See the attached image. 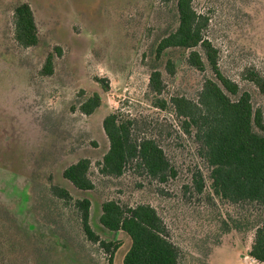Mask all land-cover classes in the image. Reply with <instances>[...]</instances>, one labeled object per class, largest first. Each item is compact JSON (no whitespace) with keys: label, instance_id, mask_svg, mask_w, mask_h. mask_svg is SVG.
I'll list each match as a JSON object with an SVG mask.
<instances>
[{"label":"rangeland","instance_id":"rangeland-1","mask_svg":"<svg viewBox=\"0 0 264 264\" xmlns=\"http://www.w3.org/2000/svg\"><path fill=\"white\" fill-rule=\"evenodd\" d=\"M23 1L38 30L37 43L29 47L13 34V9ZM191 1L207 19L203 34L218 50L220 71L249 92L264 120V90L246 75L253 70L264 79V0ZM176 25L175 0H0V264H108L109 252L84 236L76 210L50 193L52 184L90 200L92 230L118 243L112 264H122L130 240L99 222L100 205L110 198L155 205L180 246L178 264H264L248 255L251 231L223 233L214 209L179 200L183 194L175 180L160 184V192L157 182L132 172L98 171L97 161L108 148L102 119L110 112L143 116L152 130L160 129L158 140L177 164L198 161L190 142L178 138L170 109L151 105L148 88L150 72L159 69L161 96L192 98L210 75L207 65L198 71L187 64L188 49L170 48L156 58L157 42ZM48 54L53 69L45 75L41 68ZM167 58L175 64L173 75L165 70ZM96 78H104L106 90ZM94 92L100 106L82 113L80 102ZM80 158L90 161L91 189L78 190L62 177Z\"/></svg>","mask_w":264,"mask_h":264},{"label":"trees","instance_id":"trees-1","mask_svg":"<svg viewBox=\"0 0 264 264\" xmlns=\"http://www.w3.org/2000/svg\"><path fill=\"white\" fill-rule=\"evenodd\" d=\"M170 2L172 0H160ZM177 25L156 44L155 55L160 58L170 48L188 49L186 62L194 69L209 67L210 75L201 80L194 97L171 94L161 96L164 88L162 74L153 69L148 78L151 105L159 110L170 109L178 121V138L192 145L198 159L192 166L170 160L158 140L160 129L152 130L145 118L122 117L116 112L106 114L102 129L108 148L97 161L98 171L104 175L120 176L132 172L148 182H178L184 204L214 209L221 231H251L248 255L264 263V120L260 107L251 102L248 91L226 77L217 63V48L204 36L207 19L196 12L191 0H175ZM13 34L16 42L29 47L38 41L34 14L25 1L13 9ZM53 58L46 56L41 68L51 74ZM169 75L175 73L172 59L165 61ZM248 79L264 90V79L258 72L247 70ZM106 90L104 78H96ZM101 104L97 92L79 104L84 114H90ZM141 122V124L138 123ZM189 145V144H188ZM177 147H184L181 142ZM190 147V146H189ZM90 161L80 158L62 170V177L76 189L93 188L88 176ZM174 182V184H175ZM137 182V186H141ZM50 193L65 205L76 210L84 236L109 252L108 264L118 243L101 239L89 225L90 200L73 198L68 190L56 184ZM188 194V196H186ZM230 209H233L231 212ZM100 224L110 231H123L130 240L122 264H178L181 249L173 239L171 228L157 207L150 202L127 204L118 199H106L100 205ZM198 214L200 209L196 211Z\"/></svg>","mask_w":264,"mask_h":264}]
</instances>
